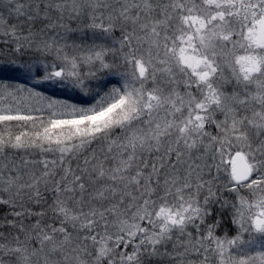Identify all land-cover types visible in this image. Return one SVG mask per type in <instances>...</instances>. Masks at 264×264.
<instances>
[{
    "label": "snow or ice",
    "instance_id": "obj_1",
    "mask_svg": "<svg viewBox=\"0 0 264 264\" xmlns=\"http://www.w3.org/2000/svg\"><path fill=\"white\" fill-rule=\"evenodd\" d=\"M0 264H264V0H0Z\"/></svg>",
    "mask_w": 264,
    "mask_h": 264
},
{
    "label": "rangeland",
    "instance_id": "obj_2",
    "mask_svg": "<svg viewBox=\"0 0 264 264\" xmlns=\"http://www.w3.org/2000/svg\"><path fill=\"white\" fill-rule=\"evenodd\" d=\"M46 94H52L51 89L46 90ZM56 96H58L61 99H69L70 101H75L76 97L72 96L71 94L68 93H56Z\"/></svg>",
    "mask_w": 264,
    "mask_h": 264
}]
</instances>
